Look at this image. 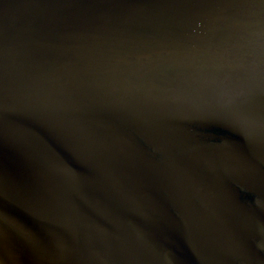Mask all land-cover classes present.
Segmentation results:
<instances>
[{"label": "water", "instance_id": "95a60500", "mask_svg": "<svg viewBox=\"0 0 264 264\" xmlns=\"http://www.w3.org/2000/svg\"><path fill=\"white\" fill-rule=\"evenodd\" d=\"M0 264H264V0H0Z\"/></svg>", "mask_w": 264, "mask_h": 264}]
</instances>
